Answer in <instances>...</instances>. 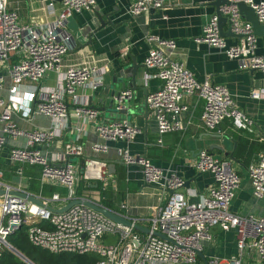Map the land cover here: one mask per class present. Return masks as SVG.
Listing matches in <instances>:
<instances>
[{
  "label": "built area",
  "instance_id": "obj_1",
  "mask_svg": "<svg viewBox=\"0 0 264 264\" xmlns=\"http://www.w3.org/2000/svg\"><path fill=\"white\" fill-rule=\"evenodd\" d=\"M128 14L138 17L153 10H162L167 0H132ZM230 5L221 9L231 21V32L239 37V43L228 45L220 33L219 17L211 16L204 27L198 43L217 48L231 59L239 62L242 71L258 70L264 75V55L258 54L259 37L253 26L241 16L237 4L250 6L261 24L264 25V2L257 0H229ZM50 13H55L54 0H42ZM62 10L57 19L47 25H23L18 14L8 9L7 0H0V71L7 68L11 84L7 98L0 97V120L4 124L0 133V158L10 138L25 137L27 145L11 148L12 161L41 167V186L57 189L51 195H31L39 199L37 205L23 196L20 187L4 183L5 175L0 170V252L9 248L8 237L26 227L30 242L53 254L64 252L99 257L97 264H197L199 252H204L205 242L212 239L216 226L226 231L237 230L241 250L254 248L260 261L264 262V218H243L231 213V203L239 188L241 177L229 161L217 159L203 150L193 167L198 172H210L214 183L209 193L199 202L190 203L182 192L185 181L176 173L154 167L147 157L133 156L128 149H118L126 166H139L145 181L169 192L164 206L160 207L150 223V234L135 231L133 227L117 224L102 212L84 203L73 205L67 211L55 213L72 201H84L100 205L98 194L92 185L103 188L110 181L109 164L101 155L109 152L108 142L123 140L132 143L140 128L128 120L99 123L100 111L91 107L90 93L104 86L107 67L72 66L63 68L64 57L77 49V40L68 29L67 19L72 12L91 11L96 0H61ZM152 47L145 60V67L152 71L151 78L161 80V85L147 97L150 114L157 123L158 143L164 136L183 130L181 115L188 111L186 100L198 95L204 101L201 121L208 130H216L226 120L232 119L236 128L252 131L251 118L235 107V101L228 90L207 80L199 82L185 66L167 57L159 46L175 48L174 41L165 42L150 38ZM55 73L56 84L42 87L41 81L49 73ZM4 75L0 74V90L4 87ZM40 84V85H39ZM261 92L252 93L260 98ZM134 98L131 89H124L116 97L118 110ZM72 109L75 121L70 116ZM27 121L44 116L51 121V127L21 129L15 117ZM95 124V131L102 142H91L90 153H86L87 127ZM76 134V143L57 155H49L38 147L48 148L68 129ZM264 141V133H263ZM82 159V174L74 160ZM22 175V170L19 169ZM248 175L258 198L264 197V156L248 167ZM84 180L90 189L78 194L80 181ZM124 207V205H123ZM125 216V215H124ZM133 225H141L142 218L125 216ZM161 232L169 240L155 236ZM113 236L116 243H106L104 238ZM140 243L136 249L132 240ZM209 264H222L210 259ZM229 264H243L236 257Z\"/></svg>",
  "mask_w": 264,
  "mask_h": 264
},
{
  "label": "crops",
  "instance_id": "obj_2",
  "mask_svg": "<svg viewBox=\"0 0 264 264\" xmlns=\"http://www.w3.org/2000/svg\"><path fill=\"white\" fill-rule=\"evenodd\" d=\"M54 1L56 3L55 13H50L42 0H7V4L9 10L18 14L19 23L44 26L54 23L58 13L62 10L61 0ZM216 1L167 0L162 10L152 9L144 15L134 17L128 14L132 0H96L97 4L93 10L71 14L79 26V31L76 33L68 27L74 39L77 40V49L63 58V68L77 65L108 68V72L104 75V86L97 92L90 93L91 107L100 111L99 123L111 122L116 117L118 118L116 120H128L119 115L115 117L107 109L112 98L110 93L115 88V75L121 70L122 65L132 68L134 60L138 65L136 87L129 88L134 95L131 105L146 102L149 94L161 85V80L151 78L150 75L153 72L145 67L149 51L152 47L158 46L156 42L149 41L152 37L165 42L174 41L175 48L159 46L164 54L182 63L199 82L209 80L225 87L232 94L236 109L247 117L249 116L253 122L252 131L249 132L236 128L232 119L224 121L218 129L210 131L201 121L204 101L198 95H192L185 101L189 107L188 111L180 117L183 130L164 136L163 142L159 144L157 123L149 110L148 114L141 112L140 115H135L132 123L140 128V133L132 143L123 140L107 143L109 153L100 157L106 160L111 167L110 181L105 188L98 189L99 185L94 187V184L91 190L95 195H99L101 204L104 198L102 194L109 192L108 202L111 208L107 207L108 209L123 216L142 218L144 220L141 225L146 228H150L148 220L154 217L160 207L165 205L169 192L148 184L139 166H126L117 152L120 148L128 149L133 156L147 157L154 167L178 174L185 181L182 192L193 204L206 196L214 183L213 173L198 172L193 167L199 153L206 150L217 159L229 161L241 177L239 188L230 205L231 213L243 218L251 216L264 218V197L255 196L248 175L250 164L264 156L262 139L264 133V75L258 70L242 71L237 60L231 59L217 48L197 42L204 27L211 19L210 17L217 13L214 5ZM257 1L264 2V0ZM96 12L104 21V25L99 21ZM88 28L92 32L98 30L91 40L87 37ZM230 30V24L225 23L223 31L227 34V37H224L226 43L236 45L240 39L230 33ZM257 52L264 55V38H259ZM0 74H3L5 79L4 87L0 90V97L7 98L11 84L7 68H3ZM40 84L45 88L53 87L56 83L53 86L52 84L44 86L42 82ZM254 92H261L262 96L258 99L253 98L252 93ZM70 116L74 122L75 116L72 109ZM14 117L18 126L28 131L51 127V121L44 116H37L30 121L18 116ZM3 126L0 120V133ZM86 131L88 134L85 138L86 153L92 155L90 143L102 142V140L96 134L95 124L87 127ZM75 135L74 130L69 128L50 147L38 148L49 155L61 154L67 146L76 143ZM26 145L25 137L10 138L7 142L0 158L9 166L7 169H0L5 175L4 183L15 188L20 187L23 192L30 195L49 196L51 193L46 189L53 187H42L41 178H37L40 187L33 190L35 178L32 173L28 170L26 173L22 164L20 166L10 158L11 148H23ZM82 161V159L74 160L79 166V176L82 174ZM16 165L19 166L18 169H14ZM19 169L22 170V175L18 173ZM204 244L207 263L210 259L216 258L222 264H229V261L238 257L243 264H254L253 257L259 259L256 250L250 245L244 251L239 248L238 234L234 228L226 231L219 226L214 227L212 239ZM201 262H203L202 259Z\"/></svg>",
  "mask_w": 264,
  "mask_h": 264
},
{
  "label": "water",
  "instance_id": "obj_3",
  "mask_svg": "<svg viewBox=\"0 0 264 264\" xmlns=\"http://www.w3.org/2000/svg\"><path fill=\"white\" fill-rule=\"evenodd\" d=\"M231 2L229 0H217L216 3H214L216 9H217V17H219V26H220V33L221 36L223 37H227V34L224 33L223 31V25L225 23H229L231 26V21L229 19V17H225L222 13H221V9L223 7H225L226 5H230ZM239 12L241 14L242 17H244L245 20H247L248 22H250L253 26V30H254V34L257 35L259 38H264V25L260 23L259 18L256 16L254 10L248 6L247 4L244 3H239L237 4ZM96 15L99 19V21H101V23L104 25V21L101 19L100 15L96 12ZM67 21H69L68 27L71 31H73L74 33H76L77 31H79V26L77 25V23L74 21V18L71 16L67 19ZM98 30L96 29L95 32H97ZM95 32H92V30L90 28H88L87 30V37H89V39L91 40L93 35L95 34ZM230 33L231 30L229 31ZM137 69H138V65L134 60V66L132 68H130L129 66H125L122 65L121 70L115 75V79H114V90L111 91L110 96L111 101L107 107V109L109 110V112L116 116H122L123 118H127L129 124L132 125V116L135 115H140L141 112H144L145 114H148V105H147V101L142 103V104H138L135 105V108L131 107V103L132 101H129L126 103L125 108L123 110H118L117 109V102L115 101L116 97L119 96L120 92L124 89H128V88H135L136 87V83H137ZM129 80V82H127ZM114 166V165H112ZM110 166H109V171H110ZM94 187H97V185H95ZM4 191L0 190V195H3ZM23 196H26L29 198L30 201H32L33 203L37 204V205H42L41 201L37 198H35L34 196L25 194ZM84 203L85 205H87L88 207L96 210L97 212H102L107 218H109L110 220L114 221L117 224H122L124 226L127 227H133L135 229V231H140L142 233L145 234H150L151 229L150 228H146L143 227L142 225H133L132 222L130 220H128L125 216H123L120 213H117L111 209H108L107 207H105L104 205L100 204H92L89 202H84V201H72L70 202L68 205H66L65 207H63L61 210H54V209H50L51 211L55 212V213H62L64 211H67L70 207H72L73 205H77V204H81ZM155 236H159L165 240H169L164 234H162L161 232L157 231L153 233ZM134 246L136 247V249H139V241L137 239H133L132 240ZM12 249V247H10ZM15 253L21 258L23 259L25 262H27L28 264H33L29 259L25 258L19 251H17L16 249H14ZM199 257L203 260L204 263H207V260L205 258L204 252H199Z\"/></svg>",
  "mask_w": 264,
  "mask_h": 264
},
{
  "label": "trees",
  "instance_id": "obj_4",
  "mask_svg": "<svg viewBox=\"0 0 264 264\" xmlns=\"http://www.w3.org/2000/svg\"><path fill=\"white\" fill-rule=\"evenodd\" d=\"M22 166L25 167L26 173L28 170L34 176L35 179L33 181L32 189L37 190L40 187L37 178H41V167L32 166L28 164H23ZM7 168H9V166L3 160H0V169L4 170ZM18 168V165L14 167V169ZM5 174L8 175L6 172ZM84 188L90 189V187L87 186L86 181L81 180L78 189L79 195H81L82 190ZM101 188L102 185L99 184L98 189ZM46 190L51 194L54 193V191H57V189L55 188H48ZM102 196L104 197L102 199V204L108 208H111V204L108 202V197H110V193L105 192L104 194H102ZM104 240L106 243L117 242V238L113 236H106ZM8 243L10 244L12 249L6 248L4 249V251L0 252V264H28L15 253L14 249L19 251L25 258L29 259L33 264H97V262L99 261V257L91 253H86L82 255L68 252H64L63 254H53L46 249H40L30 242L26 227H22L21 229H19V231L15 232L14 234H11L8 237ZM197 264H202L201 258H199Z\"/></svg>",
  "mask_w": 264,
  "mask_h": 264
},
{
  "label": "rangeland",
  "instance_id": "obj_5",
  "mask_svg": "<svg viewBox=\"0 0 264 264\" xmlns=\"http://www.w3.org/2000/svg\"><path fill=\"white\" fill-rule=\"evenodd\" d=\"M42 84L44 85V86H47L48 84H52V86L56 83V75H55V73H53V72H51V73H49V75L46 77V78H44L42 81ZM54 82V83H53ZM131 107L132 108H135L134 107V104L133 105H131ZM108 116H110L109 114H107ZM117 116V115H116ZM115 116V117H116ZM116 119H118L117 117L116 118H114V120H112V121H115ZM125 119V118H124ZM132 121L134 120V116H132ZM74 138V137H73ZM252 262H254V264H262V261H260L257 257H253V259H252ZM264 263V262H263ZM202 264H206V263H204V262H202Z\"/></svg>",
  "mask_w": 264,
  "mask_h": 264
}]
</instances>
